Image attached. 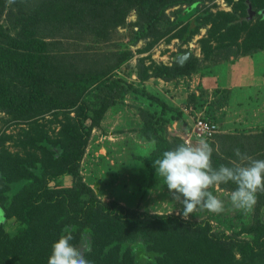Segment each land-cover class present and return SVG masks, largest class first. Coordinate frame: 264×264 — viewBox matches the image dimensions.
Wrapping results in <instances>:
<instances>
[{
	"label": "trees",
	"instance_id": "trees-1",
	"mask_svg": "<svg viewBox=\"0 0 264 264\" xmlns=\"http://www.w3.org/2000/svg\"><path fill=\"white\" fill-rule=\"evenodd\" d=\"M205 1L212 0H0V109L5 110L9 104L7 93L26 90L27 99L32 101L26 103L36 108L33 116L65 109L68 118L58 140L46 133L39 140L35 138L42 156L28 150L25 154L0 150V264H264V181L253 182L246 171L247 167L264 169L263 134H222L220 152H194L181 141V150L171 154L166 145L167 116L160 124L154 112L139 109L142 136L153 142L156 150H163L145 159L150 167L174 177L182 169L178 179L192 176L202 186L219 184L228 191H256L254 219L249 228L252 240L237 233L215 231L208 220L144 213L116 199H102L80 174L92 130L112 106L111 101L103 102L93 110L95 120L87 124L89 114L79 108L80 100L92 87L107 81V76L133 53L123 46L99 58V62L77 63L76 73L70 75L65 73L71 69L66 66L67 60L58 62L64 56L54 55L60 38L68 39L80 32L108 38L109 32L124 24L134 11L137 21L133 25L138 28L133 31L132 43L145 39L146 46L151 47L156 39L173 30L166 27L172 22L168 9L187 5L182 12L187 14L194 8L202 10L200 5ZM227 1L247 15L250 1L256 11L254 17L264 19V7L255 6L264 0ZM204 12L196 17L195 28L189 31L194 22L187 21L180 30L182 43L210 22L211 38H222L224 43L231 28V13H214L211 9ZM3 16L6 24L1 22ZM246 18L244 27L252 21ZM239 35L232 36V41L236 42ZM263 35L248 32L244 51L264 47L258 39ZM191 65L192 60L184 66L173 60L172 65H155L150 74L143 65L144 77L170 81L189 73ZM119 80H114L116 87L130 90L131 84ZM64 91L78 92L80 98L69 100ZM156 102L162 113L171 110L165 100L158 98ZM73 110L76 116H72ZM65 174L72 176L71 186L51 185ZM14 184L21 187L14 191ZM11 217L21 224L14 235L4 229L5 220Z\"/></svg>",
	"mask_w": 264,
	"mask_h": 264
},
{
	"label": "rangeland",
	"instance_id": "rangeland-1",
	"mask_svg": "<svg viewBox=\"0 0 264 264\" xmlns=\"http://www.w3.org/2000/svg\"><path fill=\"white\" fill-rule=\"evenodd\" d=\"M255 6L264 7V2H257ZM200 7L202 10L194 8L187 14L182 13L187 5L168 9L172 22L167 23L166 27L173 30L156 39L151 47L146 46L145 39L132 43L133 31L138 28L135 26L137 14L134 11L124 24L109 32L108 38L95 33L84 36L82 32L68 39L60 38V47L54 55L64 56L58 62L67 60L69 64L66 66L71 69L65 73L70 75L76 73L74 67L77 63L85 65L99 62V58L111 55L123 46H128L133 53L131 58L107 76V81L92 87L80 100L79 108H84L89 114L87 124L95 120V108L106 101L112 103L100 124L92 130L80 174L102 199H116L144 213L176 214L184 219L208 220L215 231L237 233L252 240L253 234L249 228L254 219L255 190L228 191L219 184L202 186L192 176L187 180L178 179L182 169L177 172L178 177H174L160 168L150 167V163L145 161L149 156L161 154L163 150L160 151L158 147L156 150L155 144L142 136L140 108L154 112L160 124L167 116L166 145L171 154L181 150V141L188 145L185 141L188 137L186 127L188 121L191 122L198 115L214 120L219 132L213 140L192 141L188 146L194 152H220L222 144L219 137L222 134L264 135V47L244 51L249 42L246 37L248 32L264 33V19L253 17L244 27L242 22L247 16L246 12L235 9L227 0L205 1ZM207 9L214 13H231V28L224 43L222 38H211L209 30L213 28L212 22L201 27L191 40L182 43L180 30L187 21L194 22L189 31L195 28V23H198L196 17L204 15ZM179 19L182 24H178ZM1 22L7 23L5 16ZM173 22L177 27L173 26ZM5 29L13 32L11 26L5 25ZM223 30L225 32L226 28ZM236 33L240 35L233 42L231 37ZM258 39L264 43V35ZM232 47L235 49L232 50ZM186 52L192 53L189 73L170 81L151 75L144 77L146 70L143 65L150 74L155 65H172L178 54ZM57 64L55 61L54 66L59 70ZM119 78L122 83L131 84L130 90L115 86L114 80ZM22 82L27 85L25 81ZM27 95L26 90L7 93L9 104L5 110L0 109V150L22 154L28 150L42 156L35 138L39 140L46 133L58 140L68 121L67 111L57 109L33 116L32 112L36 108L26 103L32 102L27 99ZM63 95L72 101L80 98L79 93L73 91H64ZM158 98L165 100L171 110L162 113L161 105L156 102ZM71 114L76 116V111L73 110ZM246 171L253 182L264 181V169L247 167ZM51 185L71 186L72 176L65 174L53 180ZM20 187L21 184H14L13 190ZM20 226L16 217L4 222V229L11 235L16 234Z\"/></svg>",
	"mask_w": 264,
	"mask_h": 264
},
{
	"label": "built area",
	"instance_id": "built-area-1",
	"mask_svg": "<svg viewBox=\"0 0 264 264\" xmlns=\"http://www.w3.org/2000/svg\"><path fill=\"white\" fill-rule=\"evenodd\" d=\"M186 110L188 111L189 109L186 108ZM186 130L188 137L185 141L188 145H191V142L194 140L203 142L213 140L219 132V126L214 120L198 115L191 122L188 121Z\"/></svg>",
	"mask_w": 264,
	"mask_h": 264
},
{
	"label": "water",
	"instance_id": "water-1",
	"mask_svg": "<svg viewBox=\"0 0 264 264\" xmlns=\"http://www.w3.org/2000/svg\"><path fill=\"white\" fill-rule=\"evenodd\" d=\"M248 15H247V20H251L255 15H256V11L253 9V5L252 3L249 1L248 2V9H247ZM191 52H186L183 54H178L175 58V60L177 62L180 63V65L184 66L188 63V61L191 58Z\"/></svg>",
	"mask_w": 264,
	"mask_h": 264
}]
</instances>
